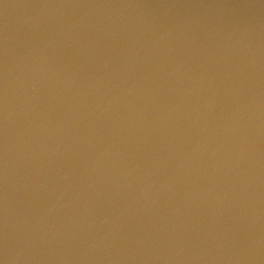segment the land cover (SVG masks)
<instances>
[{
  "label": "water",
  "instance_id": "water-1",
  "mask_svg": "<svg viewBox=\"0 0 264 264\" xmlns=\"http://www.w3.org/2000/svg\"><path fill=\"white\" fill-rule=\"evenodd\" d=\"M0 264H264V0H0Z\"/></svg>",
  "mask_w": 264,
  "mask_h": 264
}]
</instances>
